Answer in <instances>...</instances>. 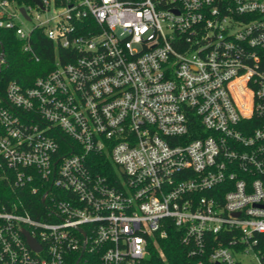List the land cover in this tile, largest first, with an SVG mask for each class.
<instances>
[{"label": "built area", "instance_id": "built-area-1", "mask_svg": "<svg viewBox=\"0 0 264 264\" xmlns=\"http://www.w3.org/2000/svg\"><path fill=\"white\" fill-rule=\"evenodd\" d=\"M40 1L0 0L55 45L24 85L0 34V264H172L170 230L177 264H264V0Z\"/></svg>", "mask_w": 264, "mask_h": 264}, {"label": "trees", "instance_id": "trees-1", "mask_svg": "<svg viewBox=\"0 0 264 264\" xmlns=\"http://www.w3.org/2000/svg\"><path fill=\"white\" fill-rule=\"evenodd\" d=\"M22 1L32 2V0ZM0 34L3 35L1 39L8 60V66L2 71V77L6 80L16 79L24 85H31L37 76L46 74L50 69L54 59L55 45L41 31H36L33 38V42L41 56L40 62H33L19 49L20 44L16 41L13 32L0 30ZM62 53H64L63 50H61ZM35 199L37 198L35 197ZM37 204L41 206L40 199ZM30 211L33 212L32 209ZM176 238L174 230H170L169 237L161 241V247L172 264H177V257L187 256L184 246Z\"/></svg>", "mask_w": 264, "mask_h": 264}, {"label": "water", "instance_id": "water-1", "mask_svg": "<svg viewBox=\"0 0 264 264\" xmlns=\"http://www.w3.org/2000/svg\"><path fill=\"white\" fill-rule=\"evenodd\" d=\"M34 1H35L36 3H38L40 6H42V3H41L40 0H34ZM22 11H23L24 13H26V10L22 9ZM25 234H26V236H27L28 239H29L30 245H31L33 248H35V249H37V250H40V249H41V246L36 242V240H35L34 238H32V236L30 235V233H29L28 231H25Z\"/></svg>", "mask_w": 264, "mask_h": 264}, {"label": "rangeland", "instance_id": "rangeland-1", "mask_svg": "<svg viewBox=\"0 0 264 264\" xmlns=\"http://www.w3.org/2000/svg\"><path fill=\"white\" fill-rule=\"evenodd\" d=\"M58 9H53L52 13H57L59 11H57ZM28 26H29V23H28Z\"/></svg>", "mask_w": 264, "mask_h": 264}]
</instances>
